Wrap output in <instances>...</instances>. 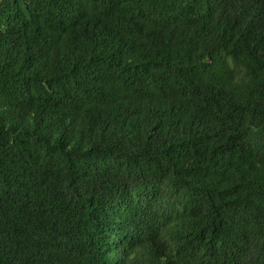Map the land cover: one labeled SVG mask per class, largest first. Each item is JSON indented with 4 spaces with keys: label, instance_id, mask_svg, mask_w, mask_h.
Segmentation results:
<instances>
[{
    "label": "trees",
    "instance_id": "16d2710c",
    "mask_svg": "<svg viewBox=\"0 0 264 264\" xmlns=\"http://www.w3.org/2000/svg\"><path fill=\"white\" fill-rule=\"evenodd\" d=\"M0 264H264V0H0Z\"/></svg>",
    "mask_w": 264,
    "mask_h": 264
}]
</instances>
